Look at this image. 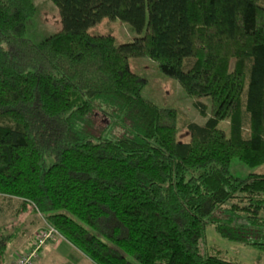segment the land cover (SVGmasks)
<instances>
[{
	"label": "trees",
	"instance_id": "1",
	"mask_svg": "<svg viewBox=\"0 0 264 264\" xmlns=\"http://www.w3.org/2000/svg\"><path fill=\"white\" fill-rule=\"evenodd\" d=\"M50 1L63 27L36 43L33 0H0V196L97 264H244L207 250L209 226L263 250L264 173L231 163L264 165V0ZM105 19L138 37L91 33ZM135 58L209 98L210 116L196 103L206 123L145 99ZM96 117L110 124L93 139L82 129ZM8 228L0 264L24 231Z\"/></svg>",
	"mask_w": 264,
	"mask_h": 264
},
{
	"label": "rangeland",
	"instance_id": "2",
	"mask_svg": "<svg viewBox=\"0 0 264 264\" xmlns=\"http://www.w3.org/2000/svg\"><path fill=\"white\" fill-rule=\"evenodd\" d=\"M33 2L37 8V12L32 19L28 20L26 24V34L28 38L39 43L58 33L63 26L58 8L50 0H33ZM91 33L112 34L115 37L117 45L130 43L138 37L136 31L121 20L111 21L105 19L99 25L92 28ZM130 67L133 72L147 80V85L142 92L145 99L162 108L179 110L185 114L190 121L196 124L204 125L206 123L207 118L202 116L200 110L196 107V103H204L206 105L207 114L210 116L211 100L209 98L196 99L189 97L176 80L164 75L160 71L158 65L149 58L131 59ZM97 114L100 113L96 112L95 116H99ZM99 117H102V115L100 114ZM100 119L101 118L98 117L91 119L93 123H90V126H88L91 127V125H93V127L84 128L82 129L83 132L93 139L102 135L110 122L109 120L106 122L104 119ZM178 126L179 133L177 135V140L179 142H189L190 134L188 130L183 127L181 117H179ZM220 127L228 131L229 123L224 122ZM117 134H124L123 130L117 128L115 132H113V135L117 137ZM231 173L235 176L242 177H246L250 174H263L264 165L251 168L235 158L231 163ZM29 212L33 217H36L35 214L31 213V209ZM262 214L264 216V212ZM10 215H12V212ZM33 217H30L26 222L24 233L26 237L33 236V232H38L43 226V220L40 217ZM35 219L38 223H36ZM9 220H11V217H9ZM19 221L20 220L16 217L12 220L11 225L14 227L17 225L16 222ZM13 227L10 226L8 230L13 229ZM102 240L108 243L107 240ZM206 246L210 253H218L222 257L230 258L244 264H264V249L261 250L240 242L223 239L217 234L213 226L207 228ZM16 249V241L8 243L5 259L11 258L12 255L15 256L18 251ZM129 258L135 261L132 257ZM91 262L92 263H90L89 259H82L75 254H68V252L63 250L56 252L50 248H46L39 254L35 264H97L93 260Z\"/></svg>",
	"mask_w": 264,
	"mask_h": 264
},
{
	"label": "crops",
	"instance_id": "3",
	"mask_svg": "<svg viewBox=\"0 0 264 264\" xmlns=\"http://www.w3.org/2000/svg\"><path fill=\"white\" fill-rule=\"evenodd\" d=\"M11 212L12 215H10ZM29 213H30L29 211H25V207L23 206L22 201L20 199L0 196V222H1L0 226L6 225L10 227L12 224V220L17 217L20 220L19 222H16L17 228L23 227L24 229V231L19 234V238L16 240V245H17L16 250L18 251L29 249L34 240V235L36 231L33 232L32 234L33 236L26 237L24 234L26 229V222L30 219V217H33ZM31 213L34 214L33 212ZM9 217H11V220H9ZM35 221L36 223H38L36 219ZM46 248H50L51 250L56 252L63 250L68 252V254H75L82 259L85 258L89 259L90 263H92L91 262L92 260L86 254L78 250L75 246H73L71 243H69L63 238H56L53 241L49 242L47 245L43 247L40 253H42L43 250ZM14 260H15L14 255H12L11 258L5 259V264H13Z\"/></svg>",
	"mask_w": 264,
	"mask_h": 264
},
{
	"label": "built area",
	"instance_id": "4",
	"mask_svg": "<svg viewBox=\"0 0 264 264\" xmlns=\"http://www.w3.org/2000/svg\"><path fill=\"white\" fill-rule=\"evenodd\" d=\"M57 237H60V235L53 227L49 226L41 228L37 232L33 247L27 250L17 251L14 256L15 260L13 264H35V261L40 254V250L47 245L48 242Z\"/></svg>",
	"mask_w": 264,
	"mask_h": 264
}]
</instances>
